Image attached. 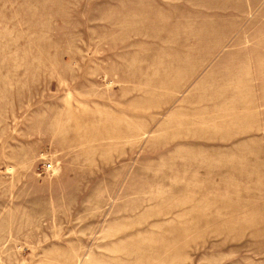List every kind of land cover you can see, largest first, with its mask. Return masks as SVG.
I'll use <instances>...</instances> for the list:
<instances>
[{"label":"rangeland","instance_id":"374dc122","mask_svg":"<svg viewBox=\"0 0 264 264\" xmlns=\"http://www.w3.org/2000/svg\"><path fill=\"white\" fill-rule=\"evenodd\" d=\"M0 264H264V0H0Z\"/></svg>","mask_w":264,"mask_h":264},{"label":"built area","instance_id":"2783aa9c","mask_svg":"<svg viewBox=\"0 0 264 264\" xmlns=\"http://www.w3.org/2000/svg\"><path fill=\"white\" fill-rule=\"evenodd\" d=\"M44 168L45 170L48 172V171H51L53 169V166L51 163L47 164V165H44Z\"/></svg>","mask_w":264,"mask_h":264}]
</instances>
